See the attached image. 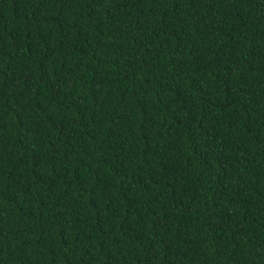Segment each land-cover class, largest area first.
I'll return each mask as SVG.
<instances>
[{"label":"trees","instance_id":"obj_1","mask_svg":"<svg viewBox=\"0 0 264 264\" xmlns=\"http://www.w3.org/2000/svg\"><path fill=\"white\" fill-rule=\"evenodd\" d=\"M0 264H264V0H0Z\"/></svg>","mask_w":264,"mask_h":264}]
</instances>
